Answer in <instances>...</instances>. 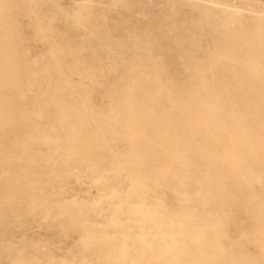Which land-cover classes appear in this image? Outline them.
<instances>
[{
  "label": "rangeland",
  "instance_id": "obj_1",
  "mask_svg": "<svg viewBox=\"0 0 264 264\" xmlns=\"http://www.w3.org/2000/svg\"><path fill=\"white\" fill-rule=\"evenodd\" d=\"M197 66L201 136L178 106ZM207 195L264 264V0H0V264H155Z\"/></svg>",
  "mask_w": 264,
  "mask_h": 264
},
{
  "label": "bare ground",
  "instance_id": "obj_2",
  "mask_svg": "<svg viewBox=\"0 0 264 264\" xmlns=\"http://www.w3.org/2000/svg\"><path fill=\"white\" fill-rule=\"evenodd\" d=\"M189 75L194 78V85L190 88L186 86L184 97L178 106L193 115L196 121L194 126L196 134L199 136L201 134L206 135L209 124L215 118L214 106L206 96L201 95V87L203 86L201 83L203 82L201 80V66H197ZM132 90L134 89L132 88ZM132 90L128 89L124 99L121 101V105H124L127 109L126 114L130 124H134L132 117L139 111L141 112L146 105L144 99L140 95H135ZM176 146H174V149ZM176 150L175 153L177 152ZM178 158V154H175L172 159L175 161ZM215 166L216 163L208 167L209 175H207V179L216 183L218 181L214 180L217 178ZM180 178L185 183L188 180L184 172L181 173ZM202 200V203L200 202L197 205L189 206L188 204L187 210L171 216L174 222L173 227H178L179 229L178 236L169 238L170 240L163 245L161 252L153 256L155 264H243L242 257L239 254L218 241L217 237L222 232L220 226H222L225 219L221 218V212L217 209L216 211L212 209L211 203H213L214 197L207 195ZM251 208L256 211L257 218H262L264 214H261L260 210H256L255 205H251ZM131 211L139 213L138 222L145 216L141 209L133 208ZM153 224L159 232L168 233L167 229L165 230L162 225L163 218H154ZM261 235L264 236V227H261ZM262 236V244H264V237ZM141 237H139L138 242L143 245L144 241Z\"/></svg>",
  "mask_w": 264,
  "mask_h": 264
}]
</instances>
